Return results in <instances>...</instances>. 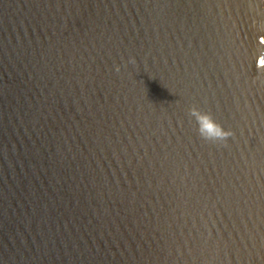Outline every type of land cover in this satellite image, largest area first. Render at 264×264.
<instances>
[{
	"label": "water",
	"instance_id": "water-1",
	"mask_svg": "<svg viewBox=\"0 0 264 264\" xmlns=\"http://www.w3.org/2000/svg\"><path fill=\"white\" fill-rule=\"evenodd\" d=\"M0 264H264V0H0Z\"/></svg>",
	"mask_w": 264,
	"mask_h": 264
}]
</instances>
